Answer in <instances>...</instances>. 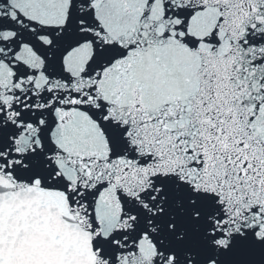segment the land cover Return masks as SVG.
Wrapping results in <instances>:
<instances>
[{
	"label": "snow or ice",
	"instance_id": "6c2138e0",
	"mask_svg": "<svg viewBox=\"0 0 264 264\" xmlns=\"http://www.w3.org/2000/svg\"><path fill=\"white\" fill-rule=\"evenodd\" d=\"M0 264H264V0H0Z\"/></svg>",
	"mask_w": 264,
	"mask_h": 264
}]
</instances>
